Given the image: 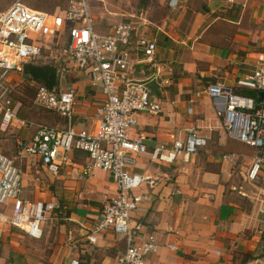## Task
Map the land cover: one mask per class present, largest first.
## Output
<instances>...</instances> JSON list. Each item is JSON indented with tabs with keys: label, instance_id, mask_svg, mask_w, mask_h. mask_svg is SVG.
Returning <instances> with one entry per match:
<instances>
[{
	"label": "crops",
	"instance_id": "0c3cea01",
	"mask_svg": "<svg viewBox=\"0 0 264 264\" xmlns=\"http://www.w3.org/2000/svg\"><path fill=\"white\" fill-rule=\"evenodd\" d=\"M95 1L99 5H91L90 10L98 34L120 21L134 26L129 77L144 83L151 100L161 106L157 115L139 114L130 135H143L148 149L169 146L196 126L210 136L207 147L188 163L157 164L148 154L137 158L133 172L153 180L154 186L144 185L136 192L143 199L133 220L141 222L143 230L134 243L154 234L160 245L146 264H264V181L250 182L246 177L257 152L226 137L219 127L217 105L222 104L204 94L197 96L209 85L230 86L241 95L250 90L238 85L253 72L255 55L264 53V0H143L135 11L127 5L111 7L109 0ZM139 37L155 41L151 62L144 61L135 46ZM60 60L55 62L59 78L54 90L74 92L77 107L72 125L91 132L103 96L85 72ZM6 83L12 88H37L22 68L8 73ZM254 99L264 101L257 99V93ZM14 109L27 125L0 132V154L12 155L15 137L29 139L38 125H46L42 123L57 129L68 124L56 114L22 107L17 100ZM86 163L84 154L74 152L71 163L57 175L43 169L63 186L60 200L65 210L60 218L49 217L38 240L3 226L0 264H116L125 239L109 231L92 233L102 205L116 193L115 186L104 171L82 177ZM77 176L79 182H73ZM34 191L32 202L53 198ZM22 197L28 201L24 186ZM0 210L9 215L8 207ZM91 235L94 243L87 239Z\"/></svg>",
	"mask_w": 264,
	"mask_h": 264
},
{
	"label": "built area",
	"instance_id": "2783aa9c",
	"mask_svg": "<svg viewBox=\"0 0 264 264\" xmlns=\"http://www.w3.org/2000/svg\"><path fill=\"white\" fill-rule=\"evenodd\" d=\"M135 32L133 25L122 22L111 26L105 34H98L85 0H68L62 10L53 14L33 11L16 0L0 13L1 133L27 125L17 117L16 100L6 83L7 74L39 59L47 49L61 48L65 38L62 57L74 69L85 72L91 85L98 87L103 96L96 110L95 127L90 132L72 125L77 107L72 90L55 91L38 85L31 106L55 113L68 124L64 129L38 125L29 139L15 137L14 148L17 160L35 158L51 175H57L62 166L69 165L74 152H80L87 160L82 177L94 170L111 176L116 193L102 205L100 220L92 233L109 231L125 239L126 247L118 255L116 264H146V258L160 249L154 234L147 235L139 244L134 243L143 230L141 222L133 220L143 199L136 192L144 185L154 186L153 180L133 172L137 158L148 154L157 164L188 163L207 147L210 139L202 127L196 126L186 129L183 136L175 137L169 146L157 144L148 149L143 135H130L139 114L161 112L160 103L151 100L146 85L129 77ZM44 40L49 41V46ZM55 40L57 45L53 43ZM135 46L142 51L144 61H152L155 41L139 37ZM254 65L253 72L238 87L264 93V53L255 55ZM200 94L222 104L221 108L217 105L221 115L219 127L226 137L257 152L246 173L248 181L256 182L260 178L264 181V101L238 94L233 87L224 85L206 86L197 96ZM207 131L212 129L207 128ZM22 176L13 160L0 154V207L9 209V215L0 210V235L1 228L9 225L38 240L43 236V225L49 217L55 214L60 218L65 208L54 199L24 200ZM93 235L87 237L90 243L95 242Z\"/></svg>",
	"mask_w": 264,
	"mask_h": 264
},
{
	"label": "rangeland",
	"instance_id": "374dc122",
	"mask_svg": "<svg viewBox=\"0 0 264 264\" xmlns=\"http://www.w3.org/2000/svg\"><path fill=\"white\" fill-rule=\"evenodd\" d=\"M14 0H0V11H5L10 3H12ZM16 1V0H15ZM21 3L32 9L33 11L41 12V13H46V14H53L57 12L58 9L62 10L68 0H19ZM87 3V8L90 17L92 18V13L90 10L91 5L93 6H98V2L95 0H85ZM109 6L111 7H118L120 6H128L130 9L135 11L139 5L143 3V0H109L108 1ZM93 19V18H92ZM94 23V22H93ZM118 23H122L121 21ZM94 25V24H93ZM66 38L64 39V43L62 44L61 48L59 47H52L50 50L47 49L48 51L44 53L43 57H46L48 59L39 60L42 62H50L51 59H53L54 62L55 60L62 59V49H64L66 46ZM45 43L49 46V41L44 40ZM56 40L53 42L55 43ZM57 45V42L55 43ZM52 61V62H53ZM30 89H26L24 85H20L17 88H12V95L15 100H22L24 101L25 104H27L28 107H32L30 105V101L33 97L35 87H29ZM38 113V116H42L41 112L36 111ZM53 116V115H50ZM46 124L47 123H42ZM6 157L12 159L14 161V164L19 167L22 172H24L23 176V186H24V191L26 195V199L28 201H33L34 200V190H36L38 193H47L49 196H52L58 204L62 205V201L60 200V197L62 196L63 186L59 184V181L57 179H53L51 176L47 175L46 172L41 168L40 164L37 162H34V160L30 158H24V159H16V153L13 152L12 155H9L8 153H2ZM59 158V156H58ZM29 167L30 171L26 172L25 167ZM73 182H79V177H75L72 179ZM34 183L36 184L34 186ZM73 188L75 189V186L73 185ZM34 189V190H33ZM45 198V197H44Z\"/></svg>",
	"mask_w": 264,
	"mask_h": 264
},
{
	"label": "trees",
	"instance_id": "16d2710c",
	"mask_svg": "<svg viewBox=\"0 0 264 264\" xmlns=\"http://www.w3.org/2000/svg\"><path fill=\"white\" fill-rule=\"evenodd\" d=\"M43 56L44 55H42L39 59L35 60L33 63L24 64L22 66V72L29 80L33 81L36 86L43 85V86H45L51 90V89H54V87L57 85V81H56L57 64L53 61V59H51L50 62H47V63L39 61V60L44 61V59L45 60L48 59V58L43 57ZM60 63H61V61H60ZM33 88H34V86H33ZM26 89H30V88L27 87ZM236 93H238V92L236 91ZM34 94H35V91H34ZM34 94H33V96H34ZM242 95H245V96H248L251 98H255L256 97V91L246 90L244 93H242ZM17 101L22 105V107H24V106L28 107L27 104L24 103V101H22V100H17ZM47 113H51V112H47ZM53 114H55V113H53Z\"/></svg>",
	"mask_w": 264,
	"mask_h": 264
},
{
	"label": "water",
	"instance_id": "95a60500",
	"mask_svg": "<svg viewBox=\"0 0 264 264\" xmlns=\"http://www.w3.org/2000/svg\"><path fill=\"white\" fill-rule=\"evenodd\" d=\"M58 78H59V73L57 72V74H56V81L58 82ZM56 88H57V85L55 86ZM257 99H264V93H262V92H259V93H257Z\"/></svg>",
	"mask_w": 264,
	"mask_h": 264
}]
</instances>
